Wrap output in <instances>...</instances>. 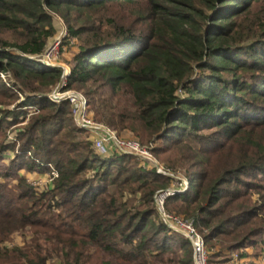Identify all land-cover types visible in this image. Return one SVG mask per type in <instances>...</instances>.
<instances>
[{"label": "trees", "instance_id": "16d2710c", "mask_svg": "<svg viewBox=\"0 0 264 264\" xmlns=\"http://www.w3.org/2000/svg\"><path fill=\"white\" fill-rule=\"evenodd\" d=\"M57 15L61 50L79 42L65 88L189 178L166 210L194 222L210 264H263L264 0H0V264H196L155 203L173 178L100 154L71 103L50 99L63 68L36 57ZM50 165L40 190L27 174ZM16 232L29 238L9 247Z\"/></svg>", "mask_w": 264, "mask_h": 264}, {"label": "built area", "instance_id": "2783aa9c", "mask_svg": "<svg viewBox=\"0 0 264 264\" xmlns=\"http://www.w3.org/2000/svg\"><path fill=\"white\" fill-rule=\"evenodd\" d=\"M67 29L64 26L63 31L53 38L45 51L36 57L49 66H60L63 68V75L60 84L54 88L49 97L54 102L69 101L73 106V111L80 127L89 129L91 132V140L93 141L94 148L102 155L112 153H128L138 156L144 165H150L157 169L159 173L168 175L173 178V184L167 189H160L155 194V203L162 216V218L175 230L181 232L188 239L194 247V258L196 264H210L209 262V249L203 235L198 231L194 222L183 216H177L168 213L166 210V200L168 197L179 193L185 192L190 187V180L184 174H176L171 172V169L162 165L159 159L155 156L154 152L146 145L135 137L124 138L117 134L115 130L98 123L94 120L88 108V100L84 93L75 89H66V81L71 73V68L66 67L59 63V56L61 53V46L63 38L66 36ZM2 78L7 81L4 74ZM10 139H13L10 136ZM51 172L48 173L47 185H41L42 181H31L34 186L40 190L50 187L55 177L58 176L57 171L50 165ZM238 256V255H237Z\"/></svg>", "mask_w": 264, "mask_h": 264}, {"label": "rangeland", "instance_id": "374dc122", "mask_svg": "<svg viewBox=\"0 0 264 264\" xmlns=\"http://www.w3.org/2000/svg\"><path fill=\"white\" fill-rule=\"evenodd\" d=\"M57 19H58V21L56 22V25L58 27L59 32H62L63 29H64V26H65V23L62 20V18L60 16H58V15H57ZM78 43H79L78 40H73L72 44L70 46L65 47L63 51L61 50L58 62L61 63L64 66H66V67L68 66V67L71 68V66H70V58L72 57L74 52L77 50V44ZM77 91H79V90H77ZM80 92H82V91H80ZM13 107L14 106H12L10 108H13ZM2 108H6V107L2 106ZM28 119H29V116H28ZM26 123H27V121L25 123H22V125H25ZM22 125H18L16 128L11 129V132H10L9 135L12 136V137L15 136V133H16L15 129L23 127ZM121 136L124 137V138L134 137L133 135H131L129 133H123V134H121ZM8 153H9V155L10 154L12 155L11 152H8ZM162 165L165 166L163 163H162ZM171 172H174L176 174H178V173L179 174H184L183 171H173V170H171ZM27 175L29 177V180H31V181H38V180L42 181L41 182L42 187L47 185V183H48V175H49L48 173H44V174L28 173ZM26 238H29L28 233L26 234L25 232H16L12 236L11 240L9 242H7V245L9 247H12V246H15V245H23L25 243V241H26ZM208 249L210 251L209 247H208ZM249 251L252 252L251 249ZM238 254H239V252H235L233 254L234 255V260H231V261H229V262H227L225 264H246V262L248 261V258L239 259L238 256H237ZM251 259H253V257H251ZM257 261L264 264V254H262L261 257L257 259ZM50 263L51 264H64V262H63L62 258L60 257V255H57V254H54L51 257ZM215 264H217V263H215Z\"/></svg>", "mask_w": 264, "mask_h": 264}, {"label": "crops", "instance_id": "0c3cea01", "mask_svg": "<svg viewBox=\"0 0 264 264\" xmlns=\"http://www.w3.org/2000/svg\"><path fill=\"white\" fill-rule=\"evenodd\" d=\"M243 259H246V258H243Z\"/></svg>", "mask_w": 264, "mask_h": 264}]
</instances>
